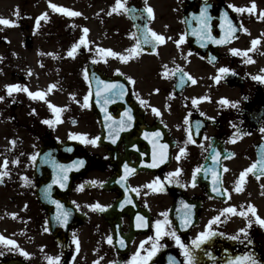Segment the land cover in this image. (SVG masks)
<instances>
[{"label": "flooded vegetation", "instance_id": "obj_1", "mask_svg": "<svg viewBox=\"0 0 264 264\" xmlns=\"http://www.w3.org/2000/svg\"><path fill=\"white\" fill-rule=\"evenodd\" d=\"M260 2L257 10L238 12L234 9L252 4L120 0L124 7L118 8L117 0H0V19L13 21L0 24V172L8 173L0 177V236L5 238L0 262L139 264L157 244L148 264L172 259L183 264L174 237H157L156 222L191 248L209 220L219 216L211 225L217 235L194 249L197 264H228L245 253L264 264V227L248 212L251 204L264 219V82L252 78L264 75ZM205 5L207 19L201 17ZM146 6L153 10L151 18ZM145 24L163 42L154 41L155 51L151 45L128 51ZM81 36L86 46L68 56ZM221 67L229 71L219 73ZM115 81L125 85L123 98L103 92L97 97L104 82ZM12 84L21 90L9 94L6 86ZM37 91L43 100L28 95ZM74 134L97 143L70 139ZM41 149L52 165L36 171L30 157ZM125 164L131 169L127 175ZM57 165L68 169L64 187L52 183ZM212 172L219 192L212 191ZM49 184L51 199L44 195ZM51 200L69 211L66 224L55 220L60 210ZM95 204L103 210L91 207ZM186 204L192 205V223L182 227ZM227 207L236 211L223 213ZM138 216L145 226H136ZM243 228L246 233L239 231Z\"/></svg>", "mask_w": 264, "mask_h": 264}, {"label": "snow or ice", "instance_id": "obj_2", "mask_svg": "<svg viewBox=\"0 0 264 264\" xmlns=\"http://www.w3.org/2000/svg\"><path fill=\"white\" fill-rule=\"evenodd\" d=\"M51 7L53 9H56L57 6L56 5H51ZM117 7L118 8H123L124 5L120 3V0H117ZM229 7H233V6H229ZM255 8V5H252L251 8H248V9H243V8H235L234 10L235 11H238V12H242V11H253ZM58 11H61V12H66L67 14L69 15H72V16H75V15H78L79 13L77 12H72L68 9H65V8H60V9H57ZM112 11H116V8H113ZM145 11L147 12L148 14V17L151 18L152 17V14H153V10L151 7H147L145 8ZM111 14V13H110ZM262 16H264V12L261 13ZM224 16L226 17V14H224ZM201 17H204L205 19H207V5H205L204 8L201 9ZM39 20V18H38ZM13 21L11 20H7V19H0V24H5V25H8V24H12ZM206 26V25H205ZM85 33L88 31L87 28H85L83 30ZM163 37L162 36H159L157 35L155 32H153L150 28H148L147 24L144 25V28L141 32V37L137 40V43L136 45H134L131 49H129L128 51H131L133 53H136L138 50H143L140 46L141 45H151L152 46V50L155 51V42L154 41H159V42H163ZM184 39L183 36L180 37L179 40H177V44H179L182 40ZM217 43H220L221 41H215ZM253 44L256 43V41L254 40L252 42ZM87 42L84 38V36H81L80 39H79V42L76 43V44H73L72 45V48L70 51H68L67 55L68 56H73L76 49L80 46V45H85L86 46ZM103 51H106L108 52L110 55H119L118 53H115V52H111V50H103ZM233 52H236L237 50L236 49H233L232 50ZM121 59H126V57H121ZM219 73H227L229 71V69L225 68V67H221L219 70ZM254 80H259L261 82H264V75H259V76H253L252 77ZM181 82H183V79L184 77L181 76ZM215 79L217 81H219L220 77L217 76L215 77ZM129 82H131V78H129ZM195 82V81H193ZM7 89H8V93L11 94L13 91H18V90H21V86L20 85H17V84H12V85H7L6 86ZM51 87H54V86H50V90H51ZM24 91H28L26 88L23 89ZM106 93L107 95L109 96H115V97H119V98H123V95H124V92H125V85L123 83H120L119 81H115V82H111V83H108V82H104V87L102 89H98L97 90V97L99 98L101 96V93ZM28 95L32 98H39L41 100L44 99V93L42 92H28ZM4 99L3 97H0V100ZM84 100H85V104H87V100H88V97L85 96L84 97ZM105 102H108V101H105ZM193 104L196 103V100L194 99L193 101ZM223 104H229L230 102L226 99H223L221 101ZM141 103H144L143 101H141ZM232 106L233 107H236L238 106L236 104V102H231ZM49 107L52 108L55 112L59 113L60 109L58 107H56L55 105H52L51 103H49ZM130 111V110H129ZM153 111L155 112L156 109H153ZM158 114V113H157ZM58 119V117H57ZM132 117L131 115L129 114L128 115V121H131ZM187 120V118H186ZM43 123L45 124H51L52 121H49V120H45L43 121ZM199 123V122H197ZM264 131V130H262ZM239 134V133H237ZM113 133H110L109 135V138L110 139H113V142H115V139L113 138ZM157 136H159V133L157 132L156 133ZM70 139H81L83 142L85 143H92V144H96L97 143V139H92V140H87L83 134H74L72 136H70ZM189 139H191V137H189ZM71 150V149H69ZM184 149L181 148V152L183 153ZM47 155V154H45ZM217 155H214L212 158L213 160L215 161L217 159ZM31 160H36L37 159V156L34 154L30 157ZM42 162H46V161H42ZM12 163H16V161H12ZM77 163L79 164H82L83 161H78ZM5 164H7V161H5ZM155 165H153L154 167ZM57 174L54 176L53 178V181L52 183L53 184H59L60 187H64V184L67 180V167L64 166V165H57ZM124 168H125V175H127L128 172L131 171V169L129 168L128 164H125L124 165ZM200 169H197L196 171H199ZM176 174H178L181 170L179 168H177L176 170ZM196 171H194L193 173V185L195 184V177H196ZM247 171H251V169H248ZM8 173L6 171H3V172H0V177H3L5 175H7ZM170 176H172L173 174L172 173H169ZM244 176V173H241V178H243ZM212 177H213V188H212V191L213 192H219V189L216 187V185H218L220 183L219 181V178L217 177L216 173L215 172H212ZM23 179H27V177H23ZM125 180V176H121L120 177V180L118 181L119 183H122L123 184V181ZM51 187L52 185L49 184L47 185L45 188H44V195L47 199H51V195H50V192H51ZM149 187H152V185H149ZM157 190H160L157 188ZM236 191H240L239 188L236 189ZM222 194V193H221ZM52 203H54L57 208L60 210L58 212V214L55 216V220L59 223V224H66L67 223V220H68V217H69V211L67 209L64 208V206L61 204V202L59 200H51ZM130 202V201H129ZM91 207H93L94 209H102V206L99 205V204H95V205H92ZM185 209H187L188 211L186 212V214L181 218V226L182 227H187L189 226L191 223H192V219H191V208H192V205H184ZM223 213H234L236 210L234 207H227L225 209L222 210ZM248 212H251L252 216L255 217V222L257 224H259L261 227H264V219L260 218L258 215H256V209L251 205L249 204L248 205ZM240 215L242 216H247V212H241ZM137 220L138 221H141L140 223H138L136 226L137 227H143L145 226L144 223H143V220L144 218L141 217V216H138L137 217ZM220 220V217L217 216V217H213L212 219L209 220V223L208 225L205 227V230L198 233V235L195 237L194 240H192L191 244H192V247H188L187 245H185L184 243L181 242L179 236L176 235V232L175 231H171L170 233L168 232H164L163 230H161L159 228V225H160V221H157L156 222V226H157V237L161 236V235H167V234H170L174 237V239L176 240V243L177 245L181 248L182 250V255L184 257V261H183V264H197V257H196V253L194 251V249H200L201 248V245L203 243H205L207 240H209L211 237L217 235V233L215 231L212 230L211 228V225L213 223H218ZM165 224L168 223L167 220L164 221ZM253 223V221L251 219L248 220V227L251 226V224ZM48 229L45 228V231H47ZM240 232L242 233H246L247 229L246 228H243V229H240L239 230ZM247 238V237H246ZM232 239H239V237L237 236H233ZM5 238L3 236H0V241H4ZM108 241L109 243H111L112 241V237L109 236L108 237ZM7 244L9 245H14L15 244V241L13 240H7L6 241ZM73 243H76V239H75V236H73ZM248 243H252V241L249 239L248 240ZM120 244L121 246H123V240L120 241ZM159 250V246L157 244H153L152 248L150 250H148L147 252V255L143 256L140 261H139V264H148V261L157 253V251ZM21 253L23 255H28V253L24 252L23 249H20ZM52 259V258H50ZM55 261H59L60 260V257L59 256H56L55 258ZM111 264V262H110ZM170 264H177V262L172 259L170 261ZM228 264H260V262L256 259V257L251 254V253H245L243 255V257L241 256H237L235 257L234 260H229L228 261Z\"/></svg>", "mask_w": 264, "mask_h": 264}, {"label": "rangeland", "instance_id": "obj_3", "mask_svg": "<svg viewBox=\"0 0 264 264\" xmlns=\"http://www.w3.org/2000/svg\"><path fill=\"white\" fill-rule=\"evenodd\" d=\"M260 1L261 0H244V5L246 2H250L252 5H255V8L257 10L260 6H262ZM262 1L264 2V0H262ZM254 14H256V12H254Z\"/></svg>", "mask_w": 264, "mask_h": 264}, {"label": "water", "instance_id": "obj_4", "mask_svg": "<svg viewBox=\"0 0 264 264\" xmlns=\"http://www.w3.org/2000/svg\"><path fill=\"white\" fill-rule=\"evenodd\" d=\"M42 161H43V156L39 155L38 158H37V161H36V167H40V165H42ZM48 209V212L50 210V208H47ZM0 264H4L3 262L0 263Z\"/></svg>", "mask_w": 264, "mask_h": 264}]
</instances>
